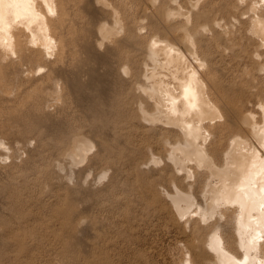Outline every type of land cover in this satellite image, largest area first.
I'll return each mask as SVG.
<instances>
[{"label": "bare ground", "instance_id": "obj_1", "mask_svg": "<svg viewBox=\"0 0 264 264\" xmlns=\"http://www.w3.org/2000/svg\"><path fill=\"white\" fill-rule=\"evenodd\" d=\"M181 3L183 0H141L139 9L158 32L157 40L147 48L135 49L133 55L118 53L115 57V53L99 52V47L103 44L99 32L103 30V38L109 37L116 30V26L111 24H101L97 28L89 26L93 19L92 12H102L112 7L109 0H0L2 203L7 201L6 204H12L10 201H21L23 195L21 191L24 186L29 187L31 174L34 175V180L45 181L44 185L48 186L51 182L50 185L53 187L56 183L59 191L65 189L66 192L55 193L60 203L55 206L53 213L64 218L63 223L60 222L63 225L61 227L71 230L73 239L77 240L86 229H89L86 225L79 228V224L84 220L90 223L87 214L85 215L84 210L79 207V202L86 200L87 188H99L98 184H101V187L107 185L109 188L106 191L110 194L118 188L114 182L126 175L125 183L127 186L131 185L128 179L129 171L136 167V164L139 172L142 165L146 167L147 163L151 162L139 160L135 163L136 154L128 135L135 121L145 120L154 126L155 122L160 121L158 124L162 126L182 128L187 137L194 134L196 126L192 120L207 116L212 108L210 98L216 83L212 76H202L203 68H211V60L207 56H202L197 59L201 68L190 67L193 70L189 77L191 82L187 83L185 79L181 83L179 99L166 94L159 96L158 101L151 94L158 95L161 91L159 86L150 87L145 82L146 72L158 77V73L152 70L157 64L162 68L172 64L178 65L176 51L185 48L187 40L195 43L199 41L200 33L197 30H185L186 37H179L181 29L178 26L173 27L169 17L165 16V12L168 13L169 10L179 13ZM187 11L190 15L198 13L197 10L190 8ZM154 13L156 20H153ZM111 17L115 22L125 25L130 23L127 20L123 21L121 12L118 11ZM254 18L257 19V16ZM254 32L264 37V22L257 19ZM222 42L224 46L228 45L227 41ZM142 52L144 54L137 59L139 64L136 68L134 59ZM107 57L111 59L115 57V62L123 59L124 65L119 67L120 70H116L112 64H107L110 69L96 70L95 65L98 62L105 64L101 59ZM253 70L257 73L263 72L259 64L254 65ZM200 74L201 84L198 81ZM132 78L135 82L131 88L128 83ZM150 97L154 98V105L151 104ZM221 107L229 119L235 121L242 116L234 105L227 108L223 104L217 105L212 108L211 113L224 117L225 113L219 110ZM262 131L264 133V127ZM32 140L39 143L36 151L40 154L30 150ZM192 143L194 144V140L182 139L180 136L174 139L173 158L179 159L178 157L192 153L202 157L206 153L202 144L193 147ZM212 154L213 152L209 161L216 170L218 167ZM163 157L165 158H162V162L166 166V156ZM226 158L228 169L216 172L221 185L215 206L231 203L237 205L239 215L229 217L228 227L238 236L241 235L242 242L237 247L221 250L218 245L221 237L220 235L217 237L216 227L212 225L209 228L213 234L206 235L202 245L191 243L187 246L188 251L193 254L189 258L190 264L264 262V258L252 257L249 253L252 248H264V143H258L253 136L246 139L245 135L237 132ZM19 175H22L23 180ZM18 176L22 180L21 183ZM26 188L25 190H28ZM126 194L130 200L129 193ZM118 197L116 196V199H119ZM151 198L155 200L159 195L153 193ZM190 198V195L182 191L173 195V199L186 200V203ZM176 206L180 217L187 219L185 216L187 212L189 213L190 205L180 206L177 202ZM1 207L3 208V204ZM204 209L202 206V212L195 217L198 222L206 220ZM4 210L6 209L1 211ZM2 212L0 264H6L5 260L9 258L6 255L7 249L15 246L16 251L22 253L27 250V241L23 225L17 222L18 226H15L14 221L7 216L10 213L2 215ZM214 214L216 212L212 215ZM187 217H189L187 220H195L190 218V214ZM76 218L77 224L74 222ZM214 220L217 222L218 218L215 217ZM196 228L202 229L205 226L198 223ZM239 249L244 250V256H238L241 253L238 252ZM14 250L9 253L12 254ZM218 253L221 255L219 260L208 261L205 256ZM74 258L75 255L65 257L70 261ZM14 259L19 264L24 263L17 256L11 261Z\"/></svg>", "mask_w": 264, "mask_h": 264}, {"label": "rangeland", "instance_id": "obj_2", "mask_svg": "<svg viewBox=\"0 0 264 264\" xmlns=\"http://www.w3.org/2000/svg\"><path fill=\"white\" fill-rule=\"evenodd\" d=\"M109 1L112 7L102 12H92L93 19L89 23L92 28L101 24L116 26V30L109 37L103 38L104 31L99 32L100 39L103 40L99 47L100 53H115V57L118 53L133 55L135 49L147 48L157 40L158 32L139 9L141 0ZM180 5L179 13L169 10L168 13L165 12V16L169 17L173 27L178 26L181 29L179 37H186L185 30H197L200 33L199 41L195 43L187 40V46L176 51L178 65L172 64L167 68L159 67L160 64L154 66L152 70L158 73V77L146 72L145 82L150 87L158 85L161 89L158 95L150 94L158 101L159 96L166 94L179 99L181 83L185 79L187 83L191 82L189 77L193 70L190 67L201 68L197 59L207 56L211 60V68H203L202 76H212L216 83L210 98L211 106L207 105L212 108L220 104L226 108L234 105L242 116L234 121L229 119L224 108L219 109L225 113L224 117L213 115L211 108L207 116L192 120L196 128L194 134L189 137L182 128L162 126L158 124L160 121L155 122V126L145 120L135 121L128 132L136 154L135 163L139 160L151 162L147 163L146 167L142 165L139 172L136 164V167L129 171L128 179L131 185H126V175L114 182L118 188L110 194H107V185L101 187V184H98L99 188H87L86 200L80 201L79 207L84 210L85 215L87 214L90 223L85 225L89 229L77 240L73 239L71 230L61 227L63 225L60 222L63 223L64 218L53 213L55 206L60 203L59 197H56L57 192L65 194L66 190L59 191L58 184L55 183L52 187L49 181L48 186L44 185L45 181H36L31 174L29 187L24 186L21 191L23 199L20 200L25 203L10 201L15 206L14 209L12 204H6L7 201L2 203L0 200V207L3 204L0 211L7 210L9 206L14 210L9 207V210L1 211L2 215L11 210L7 216L14 221L15 226H18L17 222L23 225L27 241L25 253H18L15 246L7 249L6 255L9 258L5 260L6 264L8 261L11 264H19L15 259L11 261L15 256L24 262L20 264H190L189 258L193 254L188 251L187 246L191 243L202 245L206 235L213 234L209 228L212 225L216 227L217 237H221L218 240L221 250L240 245L241 235L238 236L228 227L229 217L239 215L237 205L231 203L215 206L221 185L216 172L228 169L226 154L232 147L237 132L245 135L246 139L253 136L258 143H264V37L254 32L257 19L264 22V0H183ZM185 8L197 10L198 13L190 15ZM117 11L121 12L123 21L130 22L129 25L112 20L111 15ZM153 20H156L155 13ZM223 40L227 41V46H224ZM142 54L144 52L134 59L136 68L139 64L137 59ZM115 57L101 59L105 64L98 62L95 65L96 70L110 69L107 64H112L116 70H120L119 67L124 65L123 59L115 62ZM256 64L263 68L262 73L253 72ZM202 76H198L200 84ZM134 82V78L130 79L128 84L131 88ZM219 83L221 86H218ZM149 99L154 105V98ZM179 136L182 139L194 140L191 145L193 147L202 144L206 153L202 157L192 153L178 157L179 159L173 158V140ZM30 145L33 153L40 154L36 151L38 142L30 141ZM212 152L218 167L216 170L210 163ZM177 154L179 156V153ZM164 155L166 166L162 162ZM9 160L8 157L7 161ZM21 178L23 180V177ZM26 187L28 190H25ZM180 191L190 195L189 202L173 199V195ZM126 193H129L130 200ZM153 193L158 194L159 198L153 200ZM116 196H119V199H116ZM177 202L180 206L190 205L189 213L185 216L187 219L189 214L193 219L200 215L203 206L206 220L198 222L196 219L181 218ZM17 209L20 212H15ZM213 212L216 214L212 215ZM215 217L218 218L217 222ZM76 221L77 218L74 220L75 224ZM198 223L205 228L197 229ZM238 252H241L238 256L245 254L243 249ZM249 253L252 257L264 258V248L255 247ZM68 255H75V261L65 259ZM205 256L208 261L219 260L221 257L220 253Z\"/></svg>", "mask_w": 264, "mask_h": 264}, {"label": "clouds", "instance_id": "obj_3", "mask_svg": "<svg viewBox=\"0 0 264 264\" xmlns=\"http://www.w3.org/2000/svg\"><path fill=\"white\" fill-rule=\"evenodd\" d=\"M85 224H87V221H86V220L82 221V222L79 224V228H82Z\"/></svg>", "mask_w": 264, "mask_h": 264}]
</instances>
